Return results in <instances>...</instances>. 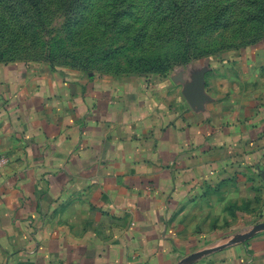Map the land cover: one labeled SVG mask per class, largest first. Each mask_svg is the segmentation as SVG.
<instances>
[{
    "label": "crops",
    "instance_id": "crops-1",
    "mask_svg": "<svg viewBox=\"0 0 264 264\" xmlns=\"http://www.w3.org/2000/svg\"><path fill=\"white\" fill-rule=\"evenodd\" d=\"M212 67L1 65L0 264H264V231L219 243L264 223V40Z\"/></svg>",
    "mask_w": 264,
    "mask_h": 264
},
{
    "label": "rangeland",
    "instance_id": "rangeland-1",
    "mask_svg": "<svg viewBox=\"0 0 264 264\" xmlns=\"http://www.w3.org/2000/svg\"><path fill=\"white\" fill-rule=\"evenodd\" d=\"M250 7L264 10V0H0V66L93 82L164 79L263 41L264 13H254V31L241 19ZM234 217L223 214L221 245L246 231Z\"/></svg>",
    "mask_w": 264,
    "mask_h": 264
},
{
    "label": "trees",
    "instance_id": "trees-1",
    "mask_svg": "<svg viewBox=\"0 0 264 264\" xmlns=\"http://www.w3.org/2000/svg\"><path fill=\"white\" fill-rule=\"evenodd\" d=\"M251 9L252 8L250 7V8H247L246 11L242 12L244 18L241 17V19H245L246 21L250 22V26H254V27H252V31H254V29L257 28L256 25H259V22L257 21V19L253 17L254 13L261 14V13H264V10H259V9H257V10L252 9L251 10ZM241 19H239V20H241ZM239 31H241V30H239Z\"/></svg>",
    "mask_w": 264,
    "mask_h": 264
},
{
    "label": "water",
    "instance_id": "water-1",
    "mask_svg": "<svg viewBox=\"0 0 264 264\" xmlns=\"http://www.w3.org/2000/svg\"><path fill=\"white\" fill-rule=\"evenodd\" d=\"M259 170H260V174H261V176H262V178L264 180V169L263 168H259ZM262 231H264V223L256 225L253 228L252 232H250L249 234H246V235H243V236H240V237L236 238V241H243V240L249 238L250 236H253L254 234H256L258 232H262Z\"/></svg>",
    "mask_w": 264,
    "mask_h": 264
},
{
    "label": "built area",
    "instance_id": "built-area-1",
    "mask_svg": "<svg viewBox=\"0 0 264 264\" xmlns=\"http://www.w3.org/2000/svg\"><path fill=\"white\" fill-rule=\"evenodd\" d=\"M9 163V158L6 156H0V171L3 170Z\"/></svg>",
    "mask_w": 264,
    "mask_h": 264
}]
</instances>
